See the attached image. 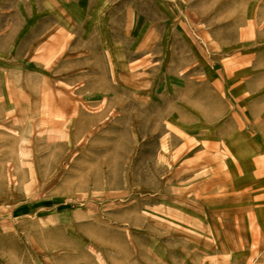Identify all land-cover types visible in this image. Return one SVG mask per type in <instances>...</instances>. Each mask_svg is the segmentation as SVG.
<instances>
[{"label":"rangeland","instance_id":"obj_1","mask_svg":"<svg viewBox=\"0 0 264 264\" xmlns=\"http://www.w3.org/2000/svg\"><path fill=\"white\" fill-rule=\"evenodd\" d=\"M0 264H264V0H0Z\"/></svg>","mask_w":264,"mask_h":264}]
</instances>
